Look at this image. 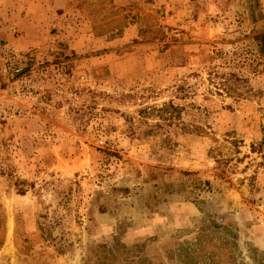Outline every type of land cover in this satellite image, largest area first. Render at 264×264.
Masks as SVG:
<instances>
[{
    "label": "rangeland",
    "instance_id": "1",
    "mask_svg": "<svg viewBox=\"0 0 264 264\" xmlns=\"http://www.w3.org/2000/svg\"><path fill=\"white\" fill-rule=\"evenodd\" d=\"M0 264H264V0H0Z\"/></svg>",
    "mask_w": 264,
    "mask_h": 264
},
{
    "label": "built area",
    "instance_id": "2",
    "mask_svg": "<svg viewBox=\"0 0 264 264\" xmlns=\"http://www.w3.org/2000/svg\"><path fill=\"white\" fill-rule=\"evenodd\" d=\"M2 61L0 64V87L3 77L18 76L23 70V65H26V56L20 55L13 50H5L4 56L1 57Z\"/></svg>",
    "mask_w": 264,
    "mask_h": 264
}]
</instances>
